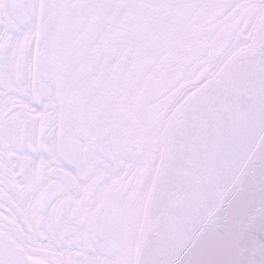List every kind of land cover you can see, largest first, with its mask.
<instances>
[{
	"label": "snow or ice",
	"instance_id": "snow-or-ice-1",
	"mask_svg": "<svg viewBox=\"0 0 264 264\" xmlns=\"http://www.w3.org/2000/svg\"><path fill=\"white\" fill-rule=\"evenodd\" d=\"M0 264H264V0H0Z\"/></svg>",
	"mask_w": 264,
	"mask_h": 264
}]
</instances>
